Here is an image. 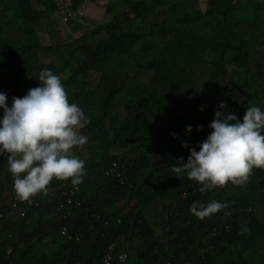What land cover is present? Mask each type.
<instances>
[{
  "label": "trees",
  "instance_id": "1",
  "mask_svg": "<svg viewBox=\"0 0 264 264\" xmlns=\"http://www.w3.org/2000/svg\"><path fill=\"white\" fill-rule=\"evenodd\" d=\"M100 1L107 20L81 13L92 0H0L9 105L51 68L90 118L75 148L83 182L48 186H77L61 211L48 191L20 200L0 156V264H101L111 243V264H264V169L202 193L172 167L199 150L221 102L241 120L264 109V0ZM113 162L120 176L106 174ZM213 199L228 206L190 211Z\"/></svg>",
  "mask_w": 264,
  "mask_h": 264
},
{
  "label": "clouds",
  "instance_id": "2",
  "mask_svg": "<svg viewBox=\"0 0 264 264\" xmlns=\"http://www.w3.org/2000/svg\"><path fill=\"white\" fill-rule=\"evenodd\" d=\"M39 82L25 95L13 96L11 105L8 93L0 91V156L7 157L17 197L29 202L37 193H46L54 178L79 185L87 174L86 161L75 148L87 143L89 137L80 129L90 118L69 100L60 75L51 68L41 70ZM225 108L224 102L218 105L209 125L212 131L199 150L191 147L187 161L181 158L182 164L172 166L174 172H186L187 178L200 182L202 193L229 181L243 184L254 168L264 169V109L246 106L241 120ZM192 130L193 125L186 126L189 134ZM182 143L188 147V141ZM227 206V201L216 199L193 201L190 211L204 218Z\"/></svg>",
  "mask_w": 264,
  "mask_h": 264
},
{
  "label": "built area",
  "instance_id": "3",
  "mask_svg": "<svg viewBox=\"0 0 264 264\" xmlns=\"http://www.w3.org/2000/svg\"><path fill=\"white\" fill-rule=\"evenodd\" d=\"M121 167L116 162H113L111 166L107 169L106 174L110 175L111 177L120 176ZM77 191V186H73L72 188H67L65 184H59L55 190L48 191L45 198H49L52 200H56L55 203L52 204V208L56 211H61L66 208L67 205H70L74 203L73 195ZM40 193H37L36 195L31 197V201L33 202ZM51 201V200H49ZM15 204H13V207ZM61 234L65 235L67 233L66 227H61ZM113 246L114 243H111L104 255L101 257V264H111V261L113 259ZM8 253H10V250H8ZM118 261L122 262L126 259L125 254L118 255Z\"/></svg>",
  "mask_w": 264,
  "mask_h": 264
},
{
  "label": "rangeland",
  "instance_id": "4",
  "mask_svg": "<svg viewBox=\"0 0 264 264\" xmlns=\"http://www.w3.org/2000/svg\"><path fill=\"white\" fill-rule=\"evenodd\" d=\"M88 3L87 6H85L81 13L87 14V16L96 19L97 21H103L107 20L109 17L107 14H105V10L103 6L99 5L102 3V1Z\"/></svg>",
  "mask_w": 264,
  "mask_h": 264
}]
</instances>
